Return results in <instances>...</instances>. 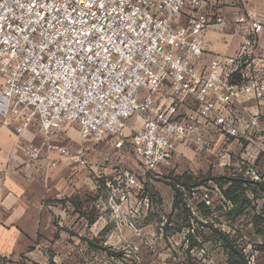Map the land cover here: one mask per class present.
<instances>
[{
	"label": "built area",
	"instance_id": "1",
	"mask_svg": "<svg viewBox=\"0 0 264 264\" xmlns=\"http://www.w3.org/2000/svg\"><path fill=\"white\" fill-rule=\"evenodd\" d=\"M200 5L199 0H0V120L15 124L17 138L38 123L42 142L21 146L27 158L72 157L69 146L55 140L67 123L76 126L82 141H110L131 153L142 174L167 164L178 145L211 153L204 126L264 155L255 142L257 135L264 138V61L251 59V36L262 25L252 10L238 17L236 24L249 35L239 52L215 58L201 73L196 61L202 34L223 19L198 12ZM184 12L186 22L180 24ZM165 84L169 101L158 107L156 94ZM186 100L195 109L182 115ZM237 101L252 102L248 118L234 113ZM84 148L74 153L80 165ZM245 169L246 178L260 182L252 166ZM118 182L126 194L141 189L130 172ZM109 206L115 208L113 197ZM138 211L139 206L133 215Z\"/></svg>",
	"mask_w": 264,
	"mask_h": 264
},
{
	"label": "crops",
	"instance_id": "2",
	"mask_svg": "<svg viewBox=\"0 0 264 264\" xmlns=\"http://www.w3.org/2000/svg\"><path fill=\"white\" fill-rule=\"evenodd\" d=\"M199 1L198 12L213 18L220 17L223 24L209 27L202 34V54L196 61L197 70L206 73L208 64L215 58L237 55L249 35L236 24V19L247 10H252L262 25L260 33L251 36L254 40L251 59L262 64L264 0ZM186 18L187 13L184 12L178 22L184 24ZM259 76L263 77L262 73ZM236 78L239 80V76ZM169 92V86L165 85L156 94L158 107L168 103ZM251 106V101H237L232 104V109L237 117L246 119ZM194 109L193 103L186 100L179 113L189 115ZM202 129L207 137L215 138L218 145H214V152L217 147L222 150L223 159L229 160V154L241 150L240 143L214 133L210 127ZM256 139L264 142L261 135ZM55 140L67 144L73 156L67 158L45 153L31 161L21 146L25 143L41 144L38 123L34 122L17 138L15 124H4L0 120V264H81L75 259L81 251L75 240L82 238L83 224L87 227L88 223L85 219H90L89 228L96 237L106 227V222L99 221L97 215H127L130 206L138 199L131 195L133 192L126 194L118 182L116 166L125 159L127 154L124 150L115 149L110 141L98 145L82 141L76 126L68 123L57 132ZM82 145L85 146L84 165H80L74 156ZM186 148V145H178L171 160L158 169L180 164L186 156ZM246 152L243 156L249 165L245 166L255 167V162L258 170L259 157L264 155L258 151L251 153L250 149ZM136 168L138 173H142L140 165ZM110 197L114 198V209L109 206Z\"/></svg>",
	"mask_w": 264,
	"mask_h": 264
},
{
	"label": "rangeland",
	"instance_id": "3",
	"mask_svg": "<svg viewBox=\"0 0 264 264\" xmlns=\"http://www.w3.org/2000/svg\"><path fill=\"white\" fill-rule=\"evenodd\" d=\"M212 141L213 145H218L215 138ZM255 142L264 149V142L257 139ZM241 145L240 151L228 155L229 160L223 159V151L217 146L215 152L200 155L194 153L192 146H187L186 156L180 164L145 174L138 173L139 163L131 153L125 152V159L116 166L118 177L125 172L137 176L141 189L132 191L131 195L138 199L127 215H97L99 221L106 222V227L96 237L90 231V219L86 218L88 223L87 227L83 224L82 238L75 240L81 246L75 259L81 264H264V251L259 249L264 244V221L255 224L262 215L263 194L259 188L247 184L249 190L245 198L237 203V215L240 216L233 219L229 215L237 207L222 198L219 189L225 179L240 176L248 180L244 172L245 165L249 164L243 155L247 154L246 149L251 153L259 150L246 143ZM259 160L258 170L255 162L252 167L261 179L255 183L264 184V157ZM183 175L186 178L181 182L187 183L188 189L174 181L175 177ZM194 183L200 185L192 187ZM229 184L230 181L225 188ZM173 186L177 190H173ZM175 196L179 198L175 199ZM143 199L147 200L145 204ZM205 201H210V205ZM137 202L141 204L137 205ZM137 206L139 215H133ZM214 229L230 233L235 249L241 250L245 259L227 253ZM257 229L263 233H256ZM189 233L196 235L197 246L194 248L189 246Z\"/></svg>",
	"mask_w": 264,
	"mask_h": 264
},
{
	"label": "trees",
	"instance_id": "4",
	"mask_svg": "<svg viewBox=\"0 0 264 264\" xmlns=\"http://www.w3.org/2000/svg\"><path fill=\"white\" fill-rule=\"evenodd\" d=\"M186 175H183L181 177H175L174 181L179 185L182 186L183 188H189V186L187 185V183H183L181 182L182 180H184L186 177ZM185 177V178H184ZM230 181V184L228 187L225 188L227 182ZM247 184L249 186L254 185L256 188H259V191L263 194V204H262V211L260 217L256 220L257 222H261L264 221V184L261 183H255L250 181L249 179H243L240 176L235 177L233 179H225L224 182L219 184V189L222 190V195L223 197L230 201L235 207H237V203H239L241 200H243L245 198V194L246 192L249 190L247 186ZM200 185V183H194L191 186L192 187H198ZM243 185H246V187H243ZM173 190H177L175 188V186H173ZM237 192H240V195H236ZM252 192H255L252 191ZM179 198L178 196H175V199ZM243 202V201H242ZM244 203V202H243ZM177 204V203H176ZM175 204V205H176ZM238 213V207L236 209H234L233 211H231L232 215H229L231 218L235 219L237 217H239L240 215H237ZM205 217L209 216V215H203ZM261 219V220H260ZM214 233H216L219 237L218 239H220V243L223 245L224 250H226L227 253H232V255L236 258L240 257L242 258V260L245 259V254L241 251V250H237L235 249V241L232 237V235H230V233L227 232H221L218 231L216 229L213 230ZM256 233L262 234L263 232L259 229L256 230ZM264 234V233H263ZM188 240H189V246L190 248H194L197 246V242H196V235L194 233H189L187 236ZM260 250L264 251V244L262 245V247H259Z\"/></svg>",
	"mask_w": 264,
	"mask_h": 264
}]
</instances>
